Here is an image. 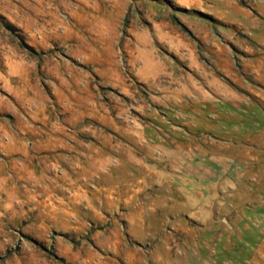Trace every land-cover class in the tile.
Masks as SVG:
<instances>
[{
  "label": "rangeland",
  "instance_id": "obj_1",
  "mask_svg": "<svg viewBox=\"0 0 264 264\" xmlns=\"http://www.w3.org/2000/svg\"><path fill=\"white\" fill-rule=\"evenodd\" d=\"M0 264H264V0H0Z\"/></svg>",
  "mask_w": 264,
  "mask_h": 264
}]
</instances>
